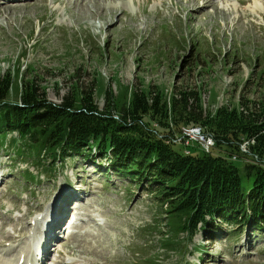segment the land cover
I'll use <instances>...</instances> for the list:
<instances>
[{
  "label": "rangeland",
  "instance_id": "obj_1",
  "mask_svg": "<svg viewBox=\"0 0 264 264\" xmlns=\"http://www.w3.org/2000/svg\"><path fill=\"white\" fill-rule=\"evenodd\" d=\"M3 2L0 80L16 81L20 69L22 82H36L53 105L77 84L92 86L101 110L128 103L131 90L167 104L197 93L209 114L264 112V0ZM8 102L18 103L16 85ZM26 141L0 127V264H29L32 242L44 239L40 223L58 202L52 219H64L63 228L52 232L41 264H264V226L253 216L239 227L208 217L193 231L146 178L139 186L99 158L96 142L61 160L19 154L33 147ZM187 147L202 152L193 141Z\"/></svg>",
  "mask_w": 264,
  "mask_h": 264
},
{
  "label": "trees",
  "instance_id": "obj_2",
  "mask_svg": "<svg viewBox=\"0 0 264 264\" xmlns=\"http://www.w3.org/2000/svg\"><path fill=\"white\" fill-rule=\"evenodd\" d=\"M16 74V81L8 75L0 80V127L33 146L19 154L80 156L92 140L101 159L110 160L118 172H131L139 186L146 178L155 198L193 231L208 217L239 227L253 216L256 227L264 226V112L221 107L209 114L197 93L175 95L167 104L131 90L128 103L101 110L92 86L84 90L77 84L72 97L53 105L36 82H22V70ZM15 85L18 103L12 104ZM193 127L213 138L210 153L186 155L184 143L176 142L182 128ZM241 145L249 153L237 166L232 157Z\"/></svg>",
  "mask_w": 264,
  "mask_h": 264
},
{
  "label": "bare ground",
  "instance_id": "obj_3",
  "mask_svg": "<svg viewBox=\"0 0 264 264\" xmlns=\"http://www.w3.org/2000/svg\"><path fill=\"white\" fill-rule=\"evenodd\" d=\"M196 1H200V0H196ZM204 4H209L210 3V0H204ZM243 3V2H242ZM58 205H59V202H58V204H56L55 206H54V208H53V212L51 213V214H49V217H48V219H46V220H44V222H41L40 224H42V225H44V230L41 232V236H43L44 235V239H42V241H38V244H37V248H38V245H40L41 246V257L44 259V257L45 256H47V251H45V250H47L46 248H47V244H49V246H51V240L53 239V235H52V232H55L56 233V231L55 230H57V229H62L63 228V222H64V219H63V221H58V219L57 220H54L53 221V215H54V212H55V210H56V207H58ZM66 214V212L64 213H62V216H61V219L62 218H64L63 216ZM41 220H43V218L41 219ZM58 221V222H57ZM47 227H48V231L46 232V229H47ZM48 249H49V247H48ZM37 258V257H36ZM37 260V259H36Z\"/></svg>",
  "mask_w": 264,
  "mask_h": 264
},
{
  "label": "built area",
  "instance_id": "obj_4",
  "mask_svg": "<svg viewBox=\"0 0 264 264\" xmlns=\"http://www.w3.org/2000/svg\"><path fill=\"white\" fill-rule=\"evenodd\" d=\"M185 136L189 140L198 141L205 150H210V148L214 145V141L210 137H206L201 133V130L198 128H193L191 130L185 131Z\"/></svg>",
  "mask_w": 264,
  "mask_h": 264
}]
</instances>
